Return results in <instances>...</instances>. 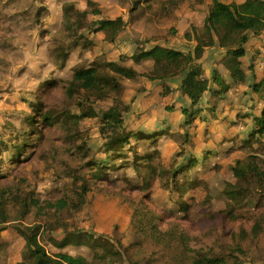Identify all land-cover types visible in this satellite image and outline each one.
I'll use <instances>...</instances> for the list:
<instances>
[{"label":"rangeland","instance_id":"rangeland-1","mask_svg":"<svg viewBox=\"0 0 264 264\" xmlns=\"http://www.w3.org/2000/svg\"><path fill=\"white\" fill-rule=\"evenodd\" d=\"M2 1L9 4L13 0ZM91 1L94 2V7H91L86 0H29L28 5L15 8L16 11L23 10L25 20L34 27L38 26L39 31L38 42L33 48V51L35 48L36 51L34 55L28 57L26 66H21V63L29 51L26 46L20 45L19 39H10L9 44H2L0 41V47L5 48V53L0 54V61L4 60L0 62V188L9 190L11 196L35 190L42 198H58L69 188L77 189L80 178L90 175L92 168L87 166L89 158L74 154V145L78 143L75 144L68 139V133H62L55 128H46L48 130L44 128L46 135L37 148H30L24 154V148H27L24 146L32 143L30 136L35 126L33 117L38 118V113L40 116L44 114L52 118L57 114L70 112V109L64 105L63 91L51 90L50 95H47V92L44 93L45 82L59 81L64 73L71 70L80 71L99 67L104 70L111 84L116 82L125 91L122 102L118 103V110L123 114L129 128V130L125 129L124 135L125 132L127 134L137 132L139 127L147 122H153L151 129H156L155 125L158 122L167 123L169 126L166 136L160 139L162 154L155 164L158 172L150 189L154 195L161 197L165 194V199L170 201H176L180 197L182 203L185 202L187 193L194 196V200L191 201L192 214L182 223L192 239L189 244L191 253L187 252V254L192 255L194 251L217 248L223 243H239L249 249L254 259L264 258V211L255 210L261 195L259 182L246 178L238 180L233 201L224 193L226 181L232 179L230 168L235 161L243 162L246 158L245 154L250 153L256 163L260 166L264 165V138H255L249 149L236 150L234 155L220 158L219 163L222 164L223 171L210 173L199 165L191 170L187 185L176 192L171 185L167 188V177H162L160 173L164 168L174 164L167 165L164 161L168 163L170 158H175L177 162L175 166L189 157L197 156L201 161L206 154L211 152L217 154L226 145L240 148L246 138L235 136L234 131L237 126H229L231 119H227L228 116L222 119L225 128L222 125L219 129H211L209 126L197 127L191 132L181 129V123L184 121L181 109H177L174 115H166L165 106L170 104L169 98L156 97L153 100L141 101L143 92L140 90L143 85L117 75L107 65H103L110 53L99 44L107 42L106 34L93 33L96 21L100 18L93 13L94 8L101 10L102 16L113 19L123 17L129 19L130 23L135 19L134 13H129L130 6L137 0ZM143 1L142 4H146L147 0ZM10 7L0 4V35L15 21L13 17L3 18L4 10ZM241 24L248 28L245 23H238V28ZM43 29H46V34H42ZM248 30L250 31L249 28ZM34 35L36 34L33 33ZM27 41L28 37L23 36L22 42L27 43ZM60 61L63 63L61 64ZM61 67L63 69L59 70ZM116 78L118 81L115 80ZM158 88L162 90V87ZM258 94L262 98L264 91ZM256 96V93L253 97L248 96L249 105L259 101ZM147 103L151 105V111L144 107ZM221 110V106H215L211 114L217 117ZM255 114L258 112H251L249 116L252 118L246 126L253 121ZM231 118L235 117L231 116ZM196 119V122H199V117ZM222 127L226 132L221 129ZM21 128L24 129L23 132ZM147 132L160 133L152 130ZM185 132H191L197 138L186 142ZM225 138L232 140L224 143ZM18 143H21V146H18ZM91 143L93 150H98V154L103 156L106 151L101 141L94 139ZM119 147V144H115L110 153L118 152ZM17 150L21 151L20 162L14 159V155L17 157ZM137 155L141 157V153ZM127 158L129 159L130 156ZM124 160L122 156L120 161ZM131 160L136 162L139 158L131 155ZM120 161H116L114 165L119 166ZM92 187L94 190L89 195L88 204L78 213L84 230L88 234L105 237L115 233L113 237L123 236L126 242L138 244L139 240L130 220L137 208L147 205L149 197L143 192L124 191L123 185L116 187L98 182ZM202 188L210 195L211 203H203V196L200 195ZM247 203L249 207L244 206ZM230 211L235 218L227 216V212ZM260 220L262 230L254 233L253 227ZM36 222H38L36 216L28 213L24 207L0 209L1 264H17L24 259L28 235L22 226H31ZM56 234L61 238L63 232L59 231ZM69 240L72 245L92 244V241L79 230L69 234ZM179 246L180 243L177 247L175 243L171 245L176 247L177 251H180ZM164 250V244L148 240L145 254L154 255L156 258L154 264H168L166 261L170 262L175 254L169 252L165 254ZM242 260L245 264H251L249 258ZM117 264L129 263L123 256Z\"/></svg>","mask_w":264,"mask_h":264},{"label":"trees","instance_id":"trees-1","mask_svg":"<svg viewBox=\"0 0 264 264\" xmlns=\"http://www.w3.org/2000/svg\"><path fill=\"white\" fill-rule=\"evenodd\" d=\"M153 1L147 0L146 4ZM181 1L183 0H168L164 6L173 13L172 6ZM86 2L91 7L95 5L91 0ZM142 3H144L143 0L133 1L129 13H134ZM93 13L100 16L94 26L95 32H105V40L109 44L115 43L120 33L129 26V19L102 16L101 10L97 8H94ZM238 23H245L254 36L262 34L264 32V0H246L242 4H223L219 0H212L208 24L205 27L192 26L184 35L174 33L176 37L182 39L187 37L189 40L194 34L198 43L194 53L185 54L156 46L139 54L142 59L150 58L154 61L153 71L142 76L151 81H161L162 90L159 96L172 92L167 85L168 80L183 77L181 92L184 98L191 101V105L189 108H182L181 112L185 117V125L189 128L194 125L198 112L194 108L205 94L210 92L213 96H222L234 87L246 85L247 71L252 68L243 63L246 53L245 45L249 38L248 35L240 32ZM42 31V34H46V29ZM214 34L218 37L220 47L227 51L222 64L230 72L232 81H227L221 73L215 71L213 80L217 89L213 91L209 88L208 80H202L201 77L204 51L213 44ZM204 39L209 41L204 43ZM107 67L117 75L131 80L136 79L133 71L120 67L119 64L109 62ZM58 89L63 91L64 105L70 109V112L57 114L52 118L44 114L40 116L39 113L38 118L35 119L34 116V132L30 136L32 143L24 146H27L24 148V154L28 149L39 146L46 135L44 128H55L62 133H68V139L75 144L78 143L74 145V154L88 157L87 166L92 170L89 176L80 178L77 189L69 188L58 198H42L35 190L11 196L9 190L0 188V209L24 207L38 220L31 226H22L28 238L24 259L17 264H117L123 256L129 264H154L156 260L154 255L145 254L148 240L164 244L165 254L168 252L175 254L170 262L166 261L168 264H245L243 258H249L251 264H264V258L254 259L249 249L239 243H223L217 248L212 247L210 250H198L192 255L187 254L190 252L189 244L192 239L182 223L186 222L192 214L191 201L194 200V196L187 193L185 202L182 203L180 197L176 201H170L165 199V194L160 197L154 195L150 189L158 172L155 164L162 154L160 139L165 137L167 132L148 133L141 129L131 134L125 132L124 135L125 120L118 110V103L122 102L125 91L116 82L111 84L104 70L99 67L85 68L80 71L71 70L64 73L59 81L45 82L44 93L47 92V95H50L51 90ZM166 110L174 111L175 107L167 106ZM255 121V131L243 141L240 148L226 145L217 154H213L214 152L206 154L201 162L196 157L186 158L177 166H175L177 164L175 158H170L168 163L164 161L167 165L174 164L164 168L160 173L162 177H167L166 187L169 188L171 185L175 192L184 187L190 181L191 170L199 165L210 173L223 171L222 164L219 163L220 158L234 155L236 150L249 149L255 138H264V108ZM33 135L35 137H32ZM192 138L191 132L185 134L186 142H190ZM94 139L101 141L106 151L103 156L98 154V150H93L91 141ZM231 140L232 138H225L224 143ZM115 144L120 145V150L110 153ZM137 153H141V157ZM24 154H22L23 157ZM16 155L17 157L14 155L16 162L22 161L21 151L17 150ZM131 155H136L139 161H132ZM122 156L125 158L124 161H120ZM128 156H130L129 159ZM245 157L243 162L237 160L230 168L232 179L226 181L224 193L233 201L238 180L241 178L257 180L261 195L255 210L264 211V165L260 166L256 163L250 153L245 154ZM116 161H120L121 164L115 166ZM98 182L116 187L123 185L124 191L143 192L149 197L147 205L137 208L130 220L139 240L138 244L126 242L123 236L113 237L115 233L106 237L88 234L82 227L78 213L88 204L89 195L94 190L92 186ZM200 195L203 196L204 204L212 202L204 188ZM244 206L249 207V204ZM158 210L160 212H157ZM227 216L233 217L232 211L227 212ZM261 223V220L256 222L253 227L254 233L261 232ZM76 230L82 231L92 244L72 245L69 234ZM59 231L63 232L61 238L56 234ZM173 243L176 247L180 243V251H177L176 247H171Z\"/></svg>","mask_w":264,"mask_h":264},{"label":"crops","instance_id":"crops-1","mask_svg":"<svg viewBox=\"0 0 264 264\" xmlns=\"http://www.w3.org/2000/svg\"><path fill=\"white\" fill-rule=\"evenodd\" d=\"M166 1L168 0H154L153 3L140 5L134 12V21L130 22L129 26L120 33L117 41L113 43V45H110L107 42L99 45L104 46L106 51L110 53L108 55L109 58L104 61L103 65L113 62L119 64L120 67L133 71L136 74V79L134 80L143 85L141 88V92H143L141 101L142 99L147 101L153 100L156 97L159 99L169 98L170 104L165 106V113L166 115L171 116L176 113L175 111L177 109L189 108L191 105V101L184 98L181 92L183 77L180 79L168 80L167 85L172 92L165 96H159L161 90L158 87L162 86L161 81H151L142 76L143 74L152 72L151 70L154 68V61L150 58L142 59L139 57V54L151 50L156 46L163 49H173L185 54L194 53L198 44L197 40L194 38V34H192V38L189 40L187 37L185 39L176 37L174 33L177 32L184 35L192 26L197 28L205 27L208 24L209 8L212 5V0H183L172 6L173 13H170L167 8H165L164 3ZM245 1L246 0H219V2L223 4H242ZM18 2L20 3L17 4ZM28 2L29 0H13L7 4L0 0V4L11 6L4 10L3 18H15L14 23L8 26L9 28L7 31L0 35V41L2 44H9L8 41L10 39L17 38L21 41V46L27 47L29 54L23 60L21 66H26L28 64V57L34 55L36 51V48L35 51H33L34 44L38 42L39 27H34L25 20L23 10H15L17 7L24 6L25 4L28 5ZM239 29L242 34L248 35L249 38V41L245 45L246 53L243 63L247 67L252 66V68L247 71L246 85L243 87H234L227 94L222 96H213L210 92L205 94L202 100L194 108L195 110H198V112L195 116L193 128H189L185 125V117L181 112L184 118V121L181 123V129L192 132L195 131L197 127L206 128V126H209L211 129H219L222 125L225 128V123H222V119L225 116H228L227 119H231L229 126H237L234 134L238 138L247 139V136L256 129L255 118L261 115L264 108V95L261 98L258 94V92L264 91V72L258 69V62L261 58V49L264 48V32L259 36H254L253 32L249 31L248 28L242 24ZM33 33L36 35L33 36ZM93 33L97 34L95 31H93ZM23 36L28 37L27 43L22 42ZM213 39V44L207 47L204 51L202 58L203 75L201 79L208 80L209 88L214 91L217 89L213 80L215 71L221 73L229 82L232 81V78L230 72L222 64L227 51L220 47L218 37L215 34L213 35ZM208 41V39L203 40L204 43H207ZM2 53H5L4 47H0V54ZM3 61L4 60H1L0 62ZM60 63L62 64L63 62L60 61ZM63 67L59 70L63 69ZM115 80L118 81L117 78ZM244 89H247L248 91ZM249 92H252V94H249ZM254 93L257 94L256 97L259 101L249 105V100L247 98L249 95L253 97ZM167 106L175 107V110L167 111ZM177 106L180 107L178 108ZM215 106L222 107V110L217 117H214V115L211 114L212 109ZM144 107L150 111L152 110L150 109L151 105L148 103L144 104ZM254 111L258 112V114H255L253 121L246 126L247 122L252 118L249 115ZM230 115L235 118L232 119ZM197 117H199V122H196ZM152 125L153 122H147L142 124L138 130L167 132L169 127L167 126V123L161 124V122H158L155 125L156 129H151ZM223 127L221 129L224 130ZM124 128L129 130L127 122H125ZM253 128L254 130L252 131ZM250 129L252 132L249 131ZM23 131L24 129L21 128V132ZM224 131L226 132V129ZM241 134H243V136ZM195 138H197V136L193 134L192 140ZM18 146H21V143H18ZM195 157L198 158L197 156Z\"/></svg>","mask_w":264,"mask_h":264},{"label":"built area","instance_id":"built-area-1","mask_svg":"<svg viewBox=\"0 0 264 264\" xmlns=\"http://www.w3.org/2000/svg\"><path fill=\"white\" fill-rule=\"evenodd\" d=\"M258 69L264 72V48L261 49V58L258 62Z\"/></svg>","mask_w":264,"mask_h":264},{"label":"bare ground","instance_id":"bare-ground-1","mask_svg":"<svg viewBox=\"0 0 264 264\" xmlns=\"http://www.w3.org/2000/svg\"><path fill=\"white\" fill-rule=\"evenodd\" d=\"M49 86V85H48Z\"/></svg>","mask_w":264,"mask_h":264}]
</instances>
